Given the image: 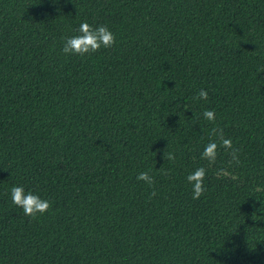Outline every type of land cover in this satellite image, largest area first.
<instances>
[{
    "label": "trees",
    "instance_id": "1",
    "mask_svg": "<svg viewBox=\"0 0 264 264\" xmlns=\"http://www.w3.org/2000/svg\"><path fill=\"white\" fill-rule=\"evenodd\" d=\"M0 264H264V0H0Z\"/></svg>",
    "mask_w": 264,
    "mask_h": 264
},
{
    "label": "clouds",
    "instance_id": "2",
    "mask_svg": "<svg viewBox=\"0 0 264 264\" xmlns=\"http://www.w3.org/2000/svg\"><path fill=\"white\" fill-rule=\"evenodd\" d=\"M78 32L79 34L76 36L62 38L64 40L62 52L65 55L75 54L84 56L92 54L99 51L101 47H112L116 42L114 33L106 25L93 26L85 21L80 23ZM197 96L199 99L207 100L208 93L206 90L201 89ZM203 116L210 121L215 120L214 111L205 110ZM212 135L218 136L220 143L218 145L217 142L210 141L201 153V158L208 160L209 163H214L217 157L218 147H223L226 150H231L232 161L238 163V150L233 148L230 138L224 137L223 130L213 128ZM164 159L171 161L175 159V156L171 152H164ZM205 176L206 169L204 167L195 169L187 176V181L193 185V199H199L204 194L205 187L203 181ZM137 180L144 181L149 186H152L155 182L149 172L139 173ZM150 195L155 196V191L153 190ZM10 198L15 206L23 210L25 216L31 218H36L37 214H44L52 206L49 200L41 198L31 190L25 192L23 186L14 185L10 189Z\"/></svg>",
    "mask_w": 264,
    "mask_h": 264
}]
</instances>
